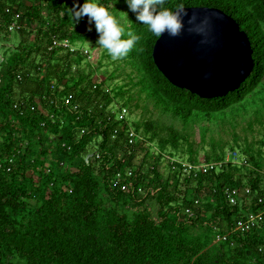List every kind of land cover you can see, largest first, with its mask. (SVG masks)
<instances>
[{
	"label": "trees",
	"instance_id": "trees-1",
	"mask_svg": "<svg viewBox=\"0 0 264 264\" xmlns=\"http://www.w3.org/2000/svg\"><path fill=\"white\" fill-rule=\"evenodd\" d=\"M66 1L0 0V36L7 41L13 32L21 36L5 52L0 69V264H264V222L259 230L233 232L228 241L215 242L217 225L229 232L242 216L260 209L263 165L242 150L247 164L193 176L173 170L170 163L165 171L167 142H160L156 154L157 139L143 135L139 124L145 140L129 144L125 125L112 112L121 90L114 92L108 81H91L79 68L87 56L53 47L54 38L75 44L88 35L87 17L75 23ZM165 6L216 7L233 16L250 37L255 68L225 97L203 99L180 89L154 62L160 35L136 22L133 13L128 24L141 36L136 44L146 77L141 80L159 100L189 119L226 110L259 87L264 0H166ZM7 7L22 12L25 26L9 29L13 14ZM120 104L130 109V99ZM94 151L101 158L87 161ZM168 156L176 157L173 151ZM182 159L200 162L192 156ZM129 169L133 176L124 178V190L114 181ZM246 186L253 191L250 208L229 205L225 189ZM151 206H158L157 216ZM187 208L192 215L183 218Z\"/></svg>",
	"mask_w": 264,
	"mask_h": 264
},
{
	"label": "rangeland",
	"instance_id": "rangeland-1",
	"mask_svg": "<svg viewBox=\"0 0 264 264\" xmlns=\"http://www.w3.org/2000/svg\"><path fill=\"white\" fill-rule=\"evenodd\" d=\"M66 2L67 8H71L74 0ZM108 2L106 6L118 17L128 10L124 0ZM132 15L129 11L124 24L128 29L131 26L128 20ZM37 29L35 26L33 32L36 33ZM87 34L86 38H80L75 43L91 51V57L80 62V70L93 82L108 81L114 92L121 90L122 94L119 93L116 99L118 104L130 99V119L141 126L143 135L155 136V142L159 144L153 148L156 154L162 141L167 142L166 152L173 151L179 158L192 156L200 161L219 156L236 146L241 154L245 151L253 155L264 167V78L259 87L230 108L212 114L196 113L194 117L185 119L175 105L165 99L159 100L150 84L142 82L141 79L146 80V77L137 57V46L127 56L113 60L106 50L96 44L98 33L94 24ZM11 35V41L0 36V69L5 52L11 51L13 45L21 41L19 32ZM4 44L11 46L4 48ZM231 97L235 95L231 94ZM35 146L39 147L37 143ZM162 164L167 171V160H163ZM245 208L249 209L250 205ZM151 210L157 216L158 206H151Z\"/></svg>",
	"mask_w": 264,
	"mask_h": 264
},
{
	"label": "water",
	"instance_id": "water-1",
	"mask_svg": "<svg viewBox=\"0 0 264 264\" xmlns=\"http://www.w3.org/2000/svg\"><path fill=\"white\" fill-rule=\"evenodd\" d=\"M179 34L160 35L153 58L158 69L176 87L203 99L225 97L237 91L255 68L248 33L220 8L185 6ZM177 10V9H176Z\"/></svg>",
	"mask_w": 264,
	"mask_h": 264
},
{
	"label": "built area",
	"instance_id": "built-area-1",
	"mask_svg": "<svg viewBox=\"0 0 264 264\" xmlns=\"http://www.w3.org/2000/svg\"><path fill=\"white\" fill-rule=\"evenodd\" d=\"M5 10L13 14V21L9 27L11 31L20 29L23 26H25L26 21L24 20V16L17 7L16 8L7 7V9ZM53 47H61L72 54L81 53L87 56L88 59L89 57H91L90 54L91 51L86 46L76 45L72 43V41H70L68 38L65 39L54 38ZM72 98L73 95H69L65 99L69 103L71 102ZM112 112L116 115V119L121 121L125 125L129 144H134L137 138L145 140L144 136L137 131L135 123L130 119V109L127 106L123 104H117V105L113 104ZM42 126H45V122L42 123ZM159 153L161 152L159 151ZM100 158H101V154L99 152H96L88 155L86 159L87 161H91V160L95 161L96 159H100ZM245 158H246L245 155L243 153L241 154L240 150L238 149L227 150L224 158L222 159L219 160L205 159L198 163H193L182 158L171 157L164 154V159H166L168 163H170V166L172 167L173 170H178L179 168H182L186 174L193 176H197L198 174H209L212 172H220L229 165H237V166L245 165L247 164ZM126 176L127 177L133 176L132 169H129L125 173H123L122 171L118 172L114 181L115 185L122 186V189L127 190L128 189L127 184L124 183V178ZM252 193L253 191L250 186H246L243 188L225 189L227 202L231 206H237V205H241L242 207L247 205L251 206L252 198L250 196L252 195ZM200 203H201L200 199L195 200L196 205H200ZM257 205L260 207V209L258 211H250L248 212V214L238 219L235 223V227L233 228V230L224 233L221 232L219 226H216L215 242L228 241L233 232H241L245 234L252 232L253 230H259L264 222V192L258 195ZM187 215L190 216L192 215L191 208L185 209V211L182 213L183 218L186 217Z\"/></svg>",
	"mask_w": 264,
	"mask_h": 264
},
{
	"label": "clouds",
	"instance_id": "clouds-1",
	"mask_svg": "<svg viewBox=\"0 0 264 264\" xmlns=\"http://www.w3.org/2000/svg\"><path fill=\"white\" fill-rule=\"evenodd\" d=\"M127 11L119 17L110 11L101 0H74L68 8L75 23L87 17L88 31L93 24L98 33L96 44L107 51L113 60L123 58L136 46L141 36L124 26L129 11L135 14V21L159 36L167 32L170 36L179 34L183 28L182 9L173 10L166 7V0H124Z\"/></svg>",
	"mask_w": 264,
	"mask_h": 264
}]
</instances>
